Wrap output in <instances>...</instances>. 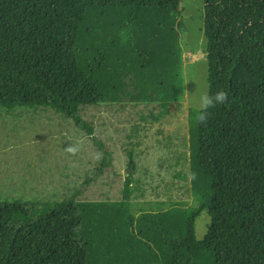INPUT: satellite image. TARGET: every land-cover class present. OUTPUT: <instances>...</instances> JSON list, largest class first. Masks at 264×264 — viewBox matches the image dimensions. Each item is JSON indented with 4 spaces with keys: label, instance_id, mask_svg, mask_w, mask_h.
I'll return each instance as SVG.
<instances>
[{
    "label": "trees",
    "instance_id": "1",
    "mask_svg": "<svg viewBox=\"0 0 264 264\" xmlns=\"http://www.w3.org/2000/svg\"><path fill=\"white\" fill-rule=\"evenodd\" d=\"M181 2L0 0V107L48 106L71 119L103 151L85 184L97 181L112 153L81 112L114 101L130 77L163 103L178 97ZM126 27L132 39L124 45ZM204 35L208 92H227L228 103L210 109L205 125L190 110L191 171L178 161L176 174L179 189L201 205L142 218L139 239L134 226L81 227L74 199L47 205L33 221L20 200L1 202L0 264H264V0H204ZM204 213L211 222L200 240L196 222Z\"/></svg>",
    "mask_w": 264,
    "mask_h": 264
},
{
    "label": "rangeland",
    "instance_id": "2",
    "mask_svg": "<svg viewBox=\"0 0 264 264\" xmlns=\"http://www.w3.org/2000/svg\"><path fill=\"white\" fill-rule=\"evenodd\" d=\"M181 8L182 27L177 30L184 87L178 97L163 103L130 77L126 92L114 101L81 112L94 126L96 142L112 153V166L97 181L85 184L103 151L71 119L48 106L0 107V203L20 200L33 221L47 205L74 199L80 204L77 218L84 219L81 227L134 226L139 239L137 226L147 225L142 218L201 205L203 201L189 199L179 189L183 182L176 174L182 169L178 161L191 171L189 112L197 110L199 94L208 91L204 0H182ZM77 143L76 156L66 153L69 144ZM131 151L136 167L129 184ZM210 222L207 213L197 220L198 239L206 236ZM25 233L31 260L34 243L28 229ZM122 244V249L136 251L133 244Z\"/></svg>",
    "mask_w": 264,
    "mask_h": 264
},
{
    "label": "clouds",
    "instance_id": "3",
    "mask_svg": "<svg viewBox=\"0 0 264 264\" xmlns=\"http://www.w3.org/2000/svg\"><path fill=\"white\" fill-rule=\"evenodd\" d=\"M130 27V26H129ZM120 43L126 45L129 40L132 39V33L128 27L122 29L119 33ZM228 103V94L227 92L221 90L213 94H209L208 91L201 92L198 96V106L197 112L195 116V122L197 125H205L207 124L210 118V109L215 108L219 105H224ZM66 153L70 156H76L80 151V145L77 144H69L66 149ZM189 180H195L196 174L190 173Z\"/></svg>",
    "mask_w": 264,
    "mask_h": 264
}]
</instances>
